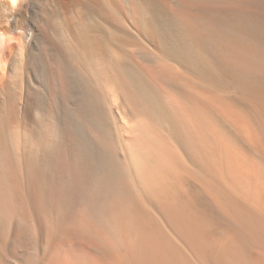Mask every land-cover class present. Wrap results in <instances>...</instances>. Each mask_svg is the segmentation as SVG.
Wrapping results in <instances>:
<instances>
[{
  "label": "bare ground",
  "instance_id": "bare-ground-1",
  "mask_svg": "<svg viewBox=\"0 0 264 264\" xmlns=\"http://www.w3.org/2000/svg\"><path fill=\"white\" fill-rule=\"evenodd\" d=\"M0 264H264V0H0Z\"/></svg>",
  "mask_w": 264,
  "mask_h": 264
}]
</instances>
